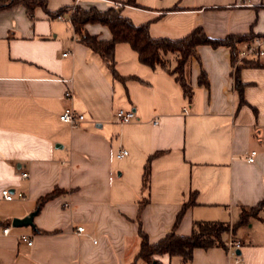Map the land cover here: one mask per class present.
<instances>
[{"label":"crops","instance_id":"1","mask_svg":"<svg viewBox=\"0 0 264 264\" xmlns=\"http://www.w3.org/2000/svg\"><path fill=\"white\" fill-rule=\"evenodd\" d=\"M115 2L136 25L148 23L155 38H183L196 27L213 38L264 32V0H47V6L106 10ZM70 16L52 18L42 7L33 18L24 7L0 12V226L11 228L0 234V264H149L137 258L141 201L148 200L141 224L155 243L173 230L193 193L180 235L191 234L195 221L234 224L242 208L264 199V65L234 62L227 46L200 45L185 70L194 89L190 104L175 77L142 63L129 43L115 46L124 79L115 78L81 42ZM86 29L113 37L100 23ZM202 71L208 85L200 82ZM66 107L85 120L63 123ZM119 109L133 110L135 118L122 123ZM121 149L130 153L119 159ZM4 188L15 199L5 200ZM55 189L63 192L38 211L34 226L12 225ZM230 236L242 241L244 264H264V209L225 234L226 247L197 248L189 263L163 254L152 264H234Z\"/></svg>","mask_w":264,"mask_h":264},{"label":"trees","instance_id":"2","mask_svg":"<svg viewBox=\"0 0 264 264\" xmlns=\"http://www.w3.org/2000/svg\"><path fill=\"white\" fill-rule=\"evenodd\" d=\"M129 4H136L135 0H127ZM16 7H24L28 15L33 18L34 11L42 7L52 17H59L66 12H71L70 20L76 34L80 36L81 42L92 51L101 56L107 62L113 75L117 79H124L115 67V46L117 43H129L139 54L140 61L154 69L162 70L172 74L185 96L192 103L194 96L193 86L188 82L185 74L186 65L192 57L198 58V47L200 45H210L214 48L227 46L231 50L232 59H238L239 48L242 42L252 39L255 35H228L225 38H213L207 35L202 27H196L187 36L179 39L155 38L151 35L149 24L136 25L130 18L122 14V8L110 7L100 10L97 7L86 9L80 5L64 7L57 12H51L47 6V0H0V12ZM176 8V7H174ZM88 23H100L110 28L113 37L111 40L100 39L97 35L90 34L86 25ZM261 66L264 63H252ZM200 82L208 85V77L202 71ZM236 86L243 95V85L236 78ZM243 98V96H242ZM151 156L145 167L143 186L149 187L151 176ZM60 189H55L38 200L36 210L39 211L46 202L62 193ZM148 200L141 201L139 205L138 222L140 225L139 235L141 238L138 259H142L149 264L158 262L156 256L169 254L171 257H181L182 261L189 263L192 261L194 250L197 248L208 249L211 247H226L225 234L232 231L235 233L243 225L249 224L251 218L257 217L258 213L264 209V199L255 207L242 208L239 221L234 224L223 221H195L191 234L180 235L177 227L180 224L185 210L195 203L194 193L188 203L184 204L180 210L174 228L165 237L152 243L149 236L144 231L141 224V212ZM234 235V234H233Z\"/></svg>","mask_w":264,"mask_h":264},{"label":"built area","instance_id":"3","mask_svg":"<svg viewBox=\"0 0 264 264\" xmlns=\"http://www.w3.org/2000/svg\"><path fill=\"white\" fill-rule=\"evenodd\" d=\"M122 5L123 4L120 2H115L116 8H120ZM238 61L243 64L264 63V32L241 43L238 53ZM72 94V90L66 92L67 97H72ZM186 111H188V109H186ZM116 117L122 123H129L135 118V112L133 110L126 111L124 109H119L116 112ZM60 120L70 126L77 127L85 120V115L77 112L72 107H66L60 114ZM155 123H157V121H155ZM129 153L128 149H121L118 151L117 157L121 159L128 156ZM255 154L256 151H253L251 157L248 158V161L252 162ZM21 176L27 178L29 177V173L27 171H23L21 172ZM2 196L8 201L15 199V193H13L9 188H4L2 190ZM17 197L24 198L25 194L23 192H18ZM10 231L11 228L9 226H0V234L8 235ZM76 231L81 234L85 231V228L79 226ZM21 241L28 245L33 244V240L27 236H22ZM242 244V241L236 239L234 236H230L227 241V249L234 257V264H244L241 256L237 253V251L241 249Z\"/></svg>","mask_w":264,"mask_h":264},{"label":"water","instance_id":"4","mask_svg":"<svg viewBox=\"0 0 264 264\" xmlns=\"http://www.w3.org/2000/svg\"><path fill=\"white\" fill-rule=\"evenodd\" d=\"M38 211L35 210L31 212L29 215L23 217V218H14L12 221V225L14 227H21V226H34V218L37 215ZM238 254H241V251H237Z\"/></svg>","mask_w":264,"mask_h":264}]
</instances>
